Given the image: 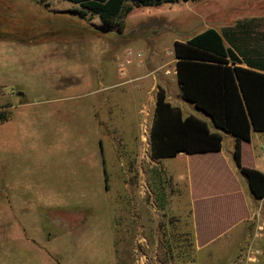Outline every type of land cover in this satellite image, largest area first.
Instances as JSON below:
<instances>
[{
  "label": "rangeland",
  "instance_id": "374dc122",
  "mask_svg": "<svg viewBox=\"0 0 264 264\" xmlns=\"http://www.w3.org/2000/svg\"><path fill=\"white\" fill-rule=\"evenodd\" d=\"M8 1L9 9L0 10V113L5 114L0 118V264H197L196 250L188 246L187 219L167 209L185 203L187 194L163 172L170 159L165 165L152 161L143 139L140 159L105 160L106 180L99 145L88 136L87 125L80 129V51L81 56L92 57V47L80 48L77 41L89 40L93 49L99 47L94 44L98 35L109 41L111 46L102 50L107 49V58L116 59L119 74L126 50L133 49L142 53L138 59L146 55L147 68L162 66L159 72L174 76L175 40L204 31L209 12L213 17L207 18H225L234 25L240 15L232 8L244 0L135 7L123 19L122 31L109 28L104 36L92 27L101 23L98 17L88 13L83 18L73 11L81 6L67 0ZM206 1L212 8L198 10ZM47 34L50 39L33 43ZM236 34L242 35L237 30ZM243 36L253 50L264 34L249 31ZM55 39L63 40L58 47ZM132 42L144 47L129 45ZM65 54L69 59L57 57ZM88 61L92 60L87 57L83 62ZM113 65L108 61V67ZM168 88L170 92L178 88L175 78ZM19 90L25 96L19 97ZM21 102L24 106L18 108ZM199 169L196 181L204 179ZM157 175L163 179L166 217L158 219L160 235L154 230L146 242L141 239L139 217L131 218L129 207L139 206L138 214L142 206L157 203L153 192Z\"/></svg>",
  "mask_w": 264,
  "mask_h": 264
},
{
  "label": "crops",
  "instance_id": "0c3cea01",
  "mask_svg": "<svg viewBox=\"0 0 264 264\" xmlns=\"http://www.w3.org/2000/svg\"><path fill=\"white\" fill-rule=\"evenodd\" d=\"M56 1L59 2V0ZM198 1L201 0L184 2ZM243 2L232 8L237 9L240 15L234 24L237 26L236 30L252 31L253 34L259 31L264 34V0H244ZM209 6V2L206 1L197 8L198 10L212 8ZM52 11L62 10L53 9ZM229 13L221 16H228ZM219 16L220 14H217V17ZM204 17L206 29L215 28L221 32L220 29L234 26L228 25L229 22L225 18L220 20L207 18L213 17L210 12ZM95 24L102 25V22ZM99 36L101 35L97 38L100 40L94 43H99V47L95 49L87 44L89 40L80 39L77 43H80V48L92 47V57H83L80 51V129L86 128V125L89 127L91 131L88 136H92L93 143L99 145L101 159L107 160L112 157L121 160L140 159L142 156L140 146L143 139L147 147L145 152L148 151L151 157L150 129L159 87L166 90L168 100L173 105L181 107L185 115L194 114L200 117L192 111L190 108L192 105L208 118L203 119L209 122L212 120L194 103L182 99L177 81L178 59L176 57L173 59L174 76L159 72L162 66L147 68V63L144 61L147 60L146 62L149 63V60L145 58V55L142 59H136L140 62L129 66L127 76L122 77L118 73L116 59L113 56L107 58V49L102 50L103 47L111 46L109 41ZM259 39L255 41L254 49L264 53V37ZM53 41L56 42L54 47H58V42L63 40ZM141 42H132L129 45L137 48L144 47ZM57 57L68 58L66 54ZM87 57L92 61L83 62ZM108 61L114 63L113 68L108 67ZM241 65L248 67L245 62ZM174 78L178 88L170 92L168 84ZM18 96L23 97L25 94L19 90ZM16 106L21 108L24 103H18ZM222 133L223 146L218 152L199 154L181 152L171 158L154 160L151 157V160L165 165V160L170 159V166L166 168L164 166L163 172L169 176L175 186H182L187 193L184 197L185 203H179L176 207L170 204L167 209L173 215L187 219L189 230L194 234L196 254L199 256L197 264H264V198L258 199L253 195L246 176L240 172L235 163L233 156L235 136L226 132ZM261 133L264 132L253 131L251 140L242 142V164L264 172V135ZM85 136L84 131L83 137L80 138L82 152L85 148L83 146ZM226 137H229L227 144ZM198 163L200 166L197 165ZM198 167H200L199 175L204 176V179L196 181ZM162 207L158 203L144 205L138 214L136 212L139 206L132 204L129 207L130 217L136 220L139 217L142 240L147 242L150 233L154 230L157 237L160 235L158 219L165 220L166 217ZM149 209L156 219V227ZM134 222L131 221L132 224ZM252 251L256 256L253 261H249L245 257Z\"/></svg>",
  "mask_w": 264,
  "mask_h": 264
},
{
  "label": "trees",
  "instance_id": "16d2710c",
  "mask_svg": "<svg viewBox=\"0 0 264 264\" xmlns=\"http://www.w3.org/2000/svg\"><path fill=\"white\" fill-rule=\"evenodd\" d=\"M67 1L81 6V9L75 8L73 11L79 12L83 18L88 13L90 18L99 17L102 25L93 24L92 27L103 35L113 27L122 31L123 19L135 7L188 0ZM9 4L8 0H0V10L9 9ZM240 32L242 35L237 36L233 27L224 29L223 32L208 28L186 40L175 41L174 54L178 59L176 71L180 95L182 99L194 103L206 112L212 120L209 122L194 114L185 115L181 107L168 100L166 90L159 87L150 129V150L154 160L171 158L181 152H218L223 146L222 132L230 133L236 139L233 153L235 163L246 176L253 195L262 199L264 172L242 164V142L250 141L253 131L264 132V53L248 48V41L243 32ZM50 38L51 35L48 34L40 35L33 43ZM243 62L248 67L242 66ZM0 118L4 119L5 114L0 113ZM102 164L107 180L104 158ZM157 177L158 183L153 192L158 205L164 206L166 203L162 179L160 175ZM189 234L188 246L196 250L194 234L191 230Z\"/></svg>",
  "mask_w": 264,
  "mask_h": 264
},
{
  "label": "built area",
  "instance_id": "2783aa9c",
  "mask_svg": "<svg viewBox=\"0 0 264 264\" xmlns=\"http://www.w3.org/2000/svg\"><path fill=\"white\" fill-rule=\"evenodd\" d=\"M142 57V53L139 51H135L133 49H127L125 52L124 57L121 59L120 63H119V71H120V75L122 77H125L127 75L126 69L127 66L130 64H133L136 59L141 58ZM256 255H254V252H248V254L246 255V259L249 261H253Z\"/></svg>",
  "mask_w": 264,
  "mask_h": 264
},
{
  "label": "water",
  "instance_id": "95a60500",
  "mask_svg": "<svg viewBox=\"0 0 264 264\" xmlns=\"http://www.w3.org/2000/svg\"><path fill=\"white\" fill-rule=\"evenodd\" d=\"M212 119V118H211Z\"/></svg>",
  "mask_w": 264,
  "mask_h": 264
}]
</instances>
